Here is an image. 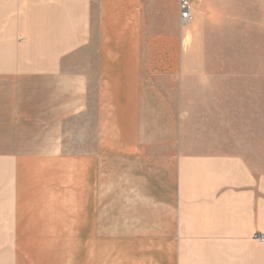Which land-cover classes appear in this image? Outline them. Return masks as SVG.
<instances>
[{
    "label": "crops",
    "instance_id": "obj_1",
    "mask_svg": "<svg viewBox=\"0 0 264 264\" xmlns=\"http://www.w3.org/2000/svg\"><path fill=\"white\" fill-rule=\"evenodd\" d=\"M27 1L0 12V264H264V173L187 113L264 0Z\"/></svg>",
    "mask_w": 264,
    "mask_h": 264
},
{
    "label": "rangeland",
    "instance_id": "obj_2",
    "mask_svg": "<svg viewBox=\"0 0 264 264\" xmlns=\"http://www.w3.org/2000/svg\"><path fill=\"white\" fill-rule=\"evenodd\" d=\"M27 0H0V12H22ZM32 6L33 1H30ZM36 6V5H35ZM233 12L227 25L228 43L233 48L214 49L233 65L208 66L228 79L187 81V113L191 120H210L211 127L234 137V152L259 173H264V33H253V12ZM264 20V12H260ZM230 22V18L227 19ZM20 42V35L17 38ZM227 67V73L222 74ZM232 72V73H231ZM222 74V75H221ZM213 76H217L214 74ZM220 111L222 113H220Z\"/></svg>",
    "mask_w": 264,
    "mask_h": 264
},
{
    "label": "built area",
    "instance_id": "obj_3",
    "mask_svg": "<svg viewBox=\"0 0 264 264\" xmlns=\"http://www.w3.org/2000/svg\"><path fill=\"white\" fill-rule=\"evenodd\" d=\"M180 19L181 21H188L190 19V0H179ZM258 244L264 242V236L255 234L253 238Z\"/></svg>",
    "mask_w": 264,
    "mask_h": 264
}]
</instances>
